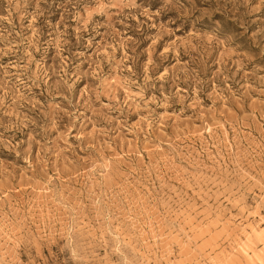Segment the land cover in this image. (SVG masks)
Masks as SVG:
<instances>
[{"label":"rangeland","instance_id":"374dc122","mask_svg":"<svg viewBox=\"0 0 264 264\" xmlns=\"http://www.w3.org/2000/svg\"><path fill=\"white\" fill-rule=\"evenodd\" d=\"M0 264H264V0H0Z\"/></svg>","mask_w":264,"mask_h":264}]
</instances>
